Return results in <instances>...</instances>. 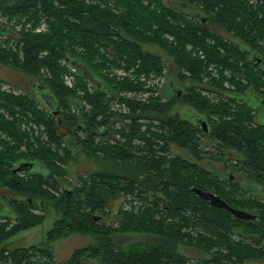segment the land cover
<instances>
[{"label":"trees","instance_id":"1","mask_svg":"<svg viewBox=\"0 0 264 264\" xmlns=\"http://www.w3.org/2000/svg\"><path fill=\"white\" fill-rule=\"evenodd\" d=\"M92 1L103 6L78 0H0V15L17 24L34 27L43 17L48 21L50 32L24 34L16 49L0 45V65L33 78L58 111L55 114L45 105L49 113L30 94L2 91L0 81V109L14 120L0 114V196L8 205L7 212L0 214V263L190 264L194 259L184 249L204 254L197 264L260 262L264 259L260 249L231 237L235 231L242 237L260 236L259 227L212 207L194 189L211 192L234 208L256 211L264 207L230 179L239 172L264 188V124L257 122L258 109L249 98L251 91L264 105V0H182L202 12L203 18L191 17L163 0ZM0 27L6 28L1 23ZM167 35L172 42L165 39ZM143 44L159 47L168 59L145 52ZM44 51L48 54L41 58ZM62 59L75 70L79 82L94 89L90 94L85 88L84 99L93 107L90 113H82L75 92L64 85L67 68L61 65ZM122 64L138 67V74L166 75L184 91L174 95L164 91L166 101L162 93L148 103L126 101L128 114L113 113L111 103L122 102L120 93L140 89L128 78L118 81L99 73L104 67ZM210 66H215L217 79L209 72ZM42 67L50 68L52 80L41 78ZM95 78L100 87L91 84ZM208 78L206 87L224 100L213 104L202 95ZM226 81L229 89L224 87ZM76 102L84 114L80 121L70 112ZM176 102L195 109L207 131L201 123L171 115ZM31 120L46 130L39 135L34 130L24 132L21 123ZM141 120L146 123L140 124ZM117 122L122 123L124 142L115 147L96 146V139L107 144L97 135ZM136 138L149 140L144 148L149 156L137 158L130 153ZM204 143L214 147L212 153L201 148ZM22 145L27 153H19ZM172 145L188 151L197 162L182 156L159 157V152H169ZM78 151L93 156L102 151L110 162L131 165L132 171L93 173L83 181V176L75 177L69 169ZM233 153L232 163L228 159H234ZM206 157L223 162L230 175L223 179L212 175L198 162ZM74 177L77 181H72ZM122 196L139 197L140 208L136 213L119 209L117 219L111 221L110 202ZM51 208L60 218L48 232L45 245H7L9 239L42 224V215ZM260 212L264 217V211ZM73 235L88 237L93 244L57 263L54 243ZM126 236L156 237L171 246L141 241L117 246L116 239Z\"/></svg>","mask_w":264,"mask_h":264},{"label":"rangeland","instance_id":"2","mask_svg":"<svg viewBox=\"0 0 264 264\" xmlns=\"http://www.w3.org/2000/svg\"><path fill=\"white\" fill-rule=\"evenodd\" d=\"M80 2H84L86 5H95V4H102L100 1H92V0H78ZM163 2L171 6L179 11H183L187 14H189L191 17H196V18H203L204 14L198 10H196L194 7L187 5L182 2V0H163ZM103 6V4H102ZM1 16V15H0ZM9 16H1L0 17V23L1 25H4L6 28L11 30V35L12 38L10 39V36L7 35H0V45L3 47H9L16 49V45L20 41L21 37L24 34L32 33V34H46L50 32L51 28L50 25L48 24V21H46V18L43 17V19L39 22V24H36L34 27H31L32 24L27 23L25 25H20L15 22V20H10ZM225 35V34H224ZM168 39L170 42L173 41V38L169 35L165 36V39ZM142 49L145 52H150L156 55H161L164 56V58L167 60L168 58L165 56V53L159 49L157 46H153L151 44H143ZM80 49V48H79ZM48 52L44 51L40 54L41 58H45L47 56ZM202 55V53H200ZM99 62V61H98ZM97 63V62H96ZM110 63V62H109ZM62 66H65L67 68V71L64 73L62 79L64 82V85L69 89L75 92V98L79 99V101L83 105V111L82 113L87 114L92 111V106L84 99L86 95L85 88L88 90L90 94L94 93V89L90 85H86L84 82H79L75 77L71 76V68H69L66 63L65 59H62L61 62ZM108 66V65H107ZM102 68V67H101ZM138 67L136 68H128L126 65L122 64L121 67L115 68V67H104L101 72H99L103 77L109 78V79H114V80H124L126 78L132 80L133 82L136 83L137 86H139V91L138 90H130V91H124V93H120V96L122 99V102H112L111 103V108L110 110L113 113L120 114V115H125L130 112L129 106L126 105V108L121 105L125 104L126 101L129 102H134V101H140L144 103H148V100L152 98H160V94L162 93L164 96V100L166 101L168 97L164 95V91L168 88L169 82H172L173 85L176 87V91H173V95L176 92H182L184 91V87L182 85L177 84L176 80L174 79H167L166 75H161L160 77H157L154 74H151L150 76H147L145 73H137L135 70H137ZM170 72V69H169ZM209 72L212 74V77H215L216 79L218 78V72L215 69V66H210L209 67ZM40 76L45 82L47 80H52V72L49 67H42L40 70ZM227 76H230L229 73H227ZM89 78V76H87ZM92 78V77H91ZM90 78V79H91ZM210 79L204 80L205 82V87L201 91L202 95L206 98H209L211 103L215 104L217 102H220L224 100L223 98H220L217 94V92L213 91L212 88L206 87L208 85V81ZM0 81H1V89L2 91L8 93V94H15L17 96H21L24 93L30 94L34 97H38V102L40 104V107L47 110L45 107V104L42 101V98L40 96L41 92L36 91L37 84L34 82L35 80L31 78L30 76L20 73L19 71L11 68V67H6L3 65H0ZM91 83V82H90ZM92 85L95 84V86H99L98 84V79L95 78V82L91 83ZM230 84L226 81L224 83L225 89L230 88ZM233 90V89H232ZM169 93V92H168ZM250 96L249 98L251 99L250 102L252 101L254 104V107L258 109L257 111V122L264 124V109H263V104H260L261 102L258 100V98L254 95L253 92H249ZM253 94V95H252ZM44 98V97H43ZM49 98V97H48ZM47 98V99H48ZM134 103H138V102ZM48 111V110H47ZM126 111V112H124ZM49 112V111H48ZM63 112V110H61ZM70 112L73 115L78 116L81 120L82 114L79 110H76L74 106L70 108ZM50 113V112H49ZM171 115H180L183 119L189 120L193 123H196V120L199 119L198 115L199 113L193 109L191 106L184 104L183 102H176L172 108L170 109L169 112ZM0 114H5L4 117L9 120V121H14L11 119V116L7 111L4 109H0ZM21 113H18L17 116H20ZM11 119V120H10ZM213 120H215L213 118ZM146 120H143V123L145 124ZM142 120L140 121V124H143ZM156 125H158L156 123ZM116 126V125H115ZM21 129L25 131H30L34 130L36 135H39L40 132L45 131L44 126H39L36 124L34 121L30 122H22L21 123ZM121 127L117 128L116 132V140L114 142H107V144H102L99 140H94L96 146L99 147H105L110 145L111 147H115L117 142L123 140V135L120 131ZM147 126L144 125L143 131H146ZM154 132H157V129H153ZM0 132V136H1ZM4 137V136H3ZM79 138H82L81 134H78ZM149 137V135H148ZM8 138V137H7ZM4 137V139H7ZM10 140V139H8ZM149 140H143L140 138H136L133 142V148L131 149L130 153L135 156V157H144V156H149L148 152L144 151L145 146H147ZM206 142V141H205ZM209 146V147H208ZM204 151H209L212 153L214 147L211 145H207L206 143L203 144L201 147ZM28 149L26 148L25 145H22L20 147L19 153H27ZM160 156L163 158H174L176 156H182L185 158H189L191 162H197V160L188 152L182 149H179L178 147L172 145L170 147V151L168 152H159ZM234 159H228L229 162H235V154L233 153ZM64 156V155H63ZM199 164L210 170L212 175L216 177H222L217 171L215 170H225L227 172V175H230L228 172L229 170L225 168L223 162H218L214 160H210L209 157H206L205 160L203 161H198ZM58 167H61L62 169L66 170L67 166L62 165L60 162H56ZM69 169L72 172V175H79L83 176V181L87 180L88 177L87 175L93 174V173H110L114 171H120L122 173H127L128 170L130 169L132 171L131 165L125 164L122 165L121 162H110V160L105 158V155L102 151H98L96 156L93 155H88L86 151H78V154L75 157V161L69 165ZM129 170V171H130ZM235 180L236 182L240 181L241 179L244 180V177L242 174L239 172H235ZM81 178V177H80ZM76 180L75 178L72 179V181ZM68 186L67 183H65ZM244 188H248L249 192H251L254 195H259L264 196V189L259 188L255 185L248 186L247 183H243L242 185ZM52 189L49 191L51 192ZM54 192V191H52ZM258 193V194H257ZM58 195V192L57 194ZM111 205H110V210L112 211L110 214V220L115 221L117 218V212L119 209H121L124 212H132L134 211L135 213L139 210L140 208V203H142L141 199L138 197H131V196H122L116 200H111ZM8 205L5 202V200L0 196V214H3V212H7ZM39 214V213H37ZM45 220L42 224L39 226L32 228L28 231L21 232L20 234L14 236L13 238L9 239L7 242V245L10 246L11 248H24V247H29V246H40V245H45L47 243V236L48 232L53 228L55 222L60 218V214L54 209L51 208L50 210H47L44 212ZM190 230V229H189ZM233 236V240L237 242H242V236L231 233ZM156 238V237H155ZM153 237H145V236H126V237H119L116 239V245L117 246H122L131 242H136V241H141V242H146V243H162V245H167V247H170L171 244L167 241L163 242L161 239L158 238L155 239ZM161 242H160V241ZM54 259L56 260L57 263H62L68 259L71 258L72 254L82 248H86L88 245L93 244L92 239L88 237H83L81 235H73L70 238L62 241H57L54 243ZM185 253H187L191 258L194 260L190 264H197V260L201 257L200 251H195L191 249H184ZM0 264H5V263H0ZM87 264H101L99 262H94V261H88Z\"/></svg>","mask_w":264,"mask_h":264},{"label":"water","instance_id":"3","mask_svg":"<svg viewBox=\"0 0 264 264\" xmlns=\"http://www.w3.org/2000/svg\"><path fill=\"white\" fill-rule=\"evenodd\" d=\"M0 34L1 35L10 36L11 35V31L9 29L0 27ZM68 64H69L70 67L76 68V67L73 66V64H70V63H68ZM73 75L76 76V72H73ZM172 86L174 87L175 85L172 84ZM170 87H171V85H170ZM38 91L41 92L40 96L42 98L43 103L45 105H47L49 108H51L53 111H55V114H58V111L55 110L56 107L53 105V103H51L52 97L48 93L45 94V92H43L41 87H40V89L38 87ZM75 106L78 107V108H81V106L78 103ZM199 120L200 119L196 120V122L197 123H201L203 125V127H204V130L207 131L206 124L204 122H202V121H199ZM114 128H115V125L111 129H108V130L106 129L105 131L100 132V134H98L97 137L101 138L102 140L112 139L113 138L112 137V132L114 131ZM27 165H29V168L31 170L34 168V164L33 165L27 164ZM18 170H21L20 166L18 167ZM194 192L199 197H201L202 199L207 201L212 207L217 208V209L225 210V211L230 213L233 217H235L238 220L248 221V220H255L256 219V216H254V215H252V214H250L248 212H245V211H242V210H238V209L230 206L221 197H219V196H217V195H215L213 193H210V192H207V191H203V190H200V189H197V188L194 189Z\"/></svg>","mask_w":264,"mask_h":264},{"label":"flooded vegetation","instance_id":"4","mask_svg":"<svg viewBox=\"0 0 264 264\" xmlns=\"http://www.w3.org/2000/svg\"><path fill=\"white\" fill-rule=\"evenodd\" d=\"M172 82H169V86H168V88L166 89V91H168L170 94L171 93H173V91H176V88H175V86L173 87L172 86V84H171ZM170 85H171V87H170ZM120 128L121 127V129L120 130H122V123L120 122V123H118L117 122V124H116V126H115V135H116V132H117V128ZM103 131H105V129H103ZM103 131H101V132H103ZM97 138H99V137H97ZM96 140H98V139H96ZM107 142H111V141H108V139H107ZM232 155V157L234 156L233 154H231ZM227 170V169H226ZM210 171V170H209ZM215 171H217L222 177L220 178V179H223V178H227L229 175H227V172L225 171V170H215ZM211 172V171H210ZM229 172V171H228ZM230 173V172H229ZM75 176V175H74ZM76 177V176H75ZM74 177V178H75ZM234 176H231L230 175V179H232V180H234ZM76 179V178H75ZM75 181H77V179L75 180ZM247 183L248 184V186H251V185H255V186H257V187H261V186H259V185H257V184H255V183H252L251 181H248V180H246V179H244V180H240L239 182L237 181V183H238V185H240L241 187H243L242 185H243V183ZM261 188H263V187H261ZM243 189H246L247 191H249V189H250V187H248V188H243ZM264 189V188H263ZM211 193V192H210ZM249 193H251V192H249ZM252 194V193H251ZM258 194V193H257ZM254 195V194H253ZM256 196V198H257V200L259 201V203L260 204H262V205H264V196H260L259 197V195H255ZM201 198V197H200ZM204 200V199H203ZM236 209H238V210H242V211H245V212H248V213H250V214H252V215H254V216H256V219L255 220H248V221H244V222H247V223H253L254 225H256L257 227H259V229H260V236H255V235H252V234H247V235H245L243 238H242V241L243 242H245V243H247V244H249L250 246H252V247H254V248H257V249H260L261 251H262V253H264V217L262 216V214H261V212L260 211H264V207L262 208V209H260V208H257L256 209V211H249V210H243V209H239V208H236ZM235 218V217H234ZM232 233H234V234H237L238 235V233L235 231V232H232ZM233 235L231 234V237H232ZM233 238V237H232ZM202 254V253H201ZM264 255V254H263ZM204 256V254H202L201 255V258ZM248 264H264V259H262V260H260V262H250V263H248Z\"/></svg>","mask_w":264,"mask_h":264},{"label":"built area","instance_id":"5","mask_svg":"<svg viewBox=\"0 0 264 264\" xmlns=\"http://www.w3.org/2000/svg\"><path fill=\"white\" fill-rule=\"evenodd\" d=\"M75 70L74 69H71V76L72 77H75L74 75H73V72H74ZM121 97V96H120ZM123 99V98H122ZM117 103V102H116ZM120 104V103H119ZM121 105H123L125 108H126V104H121ZM74 108L76 109V110H80L81 108H82V106H81V108H78V107H76V106H74ZM124 112H126V111H124ZM113 134L114 135H112V139H108V141H111V142H114L115 140H116V136H115V133L113 132Z\"/></svg>","mask_w":264,"mask_h":264},{"label":"crops","instance_id":"6","mask_svg":"<svg viewBox=\"0 0 264 264\" xmlns=\"http://www.w3.org/2000/svg\"><path fill=\"white\" fill-rule=\"evenodd\" d=\"M166 92H167V94H168V91L165 90V94H166ZM251 103H253V102L251 101ZM253 104H254V103H253Z\"/></svg>","mask_w":264,"mask_h":264}]
</instances>
